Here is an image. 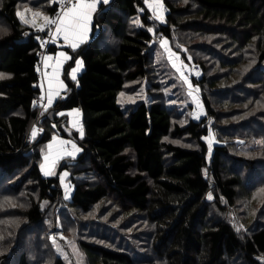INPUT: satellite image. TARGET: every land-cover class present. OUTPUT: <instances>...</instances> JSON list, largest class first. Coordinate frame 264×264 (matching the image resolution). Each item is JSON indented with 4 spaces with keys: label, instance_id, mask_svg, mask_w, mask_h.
I'll return each instance as SVG.
<instances>
[{
    "label": "trees",
    "instance_id": "16d2710c",
    "mask_svg": "<svg viewBox=\"0 0 264 264\" xmlns=\"http://www.w3.org/2000/svg\"><path fill=\"white\" fill-rule=\"evenodd\" d=\"M163 4L166 22L156 23L147 0L100 2L89 40L67 48L71 58L63 71L65 91L40 112V45L35 27L24 24L17 11L23 5L43 7L50 16L58 2L0 0V23L6 24L0 31V200L9 194L20 198L29 189L24 207L7 210L0 202V219L14 212L23 220L19 228L11 227L9 246L15 239L21 246L47 220L51 205L65 201L86 213L112 198L125 213L146 215L153 248L141 256L129 243L115 247L81 240L87 264H159L156 256L167 264H264V218L253 217L244 233L231 220L212 214L206 198L212 192L219 209L235 208L240 191L249 198L264 185V146L263 157L241 152V144L252 137L264 139V0ZM158 33L199 67L193 82L206 109L202 117H193L189 105L180 109L160 100H139L125 107L119 102L128 82L150 76L151 59L161 46L155 41ZM77 58L83 68L73 80L70 69ZM75 108L82 112V136L65 126L67 111ZM179 114L184 124L174 120ZM36 119L41 136L28 141ZM56 131L81 148L58 168L69 171L70 199L64 197L60 177L45 175L41 168L40 147ZM182 136L194 145L172 140ZM209 136L215 139L212 147ZM14 246L12 251L0 249V264H33L25 248ZM44 257L48 264H71L61 255L51 261Z\"/></svg>",
    "mask_w": 264,
    "mask_h": 264
},
{
    "label": "rangeland",
    "instance_id": "374dc122",
    "mask_svg": "<svg viewBox=\"0 0 264 264\" xmlns=\"http://www.w3.org/2000/svg\"><path fill=\"white\" fill-rule=\"evenodd\" d=\"M147 3L148 5L152 4L154 0H147ZM160 3L162 4V9L159 11V15L162 19H157L156 14L153 12L156 23L166 22V7L163 4V0H160ZM19 11L25 12V16L29 20L33 18V13L36 12L49 17L43 7L37 8L23 5ZM36 23L37 25L43 24L42 18H37ZM26 25L32 26L31 24ZM5 26L6 24H4V22L0 23V31L3 30V33L6 29ZM163 41H167L166 47L163 46ZM160 45V48H158L160 51H157V54L151 59V66L153 69L150 76L148 78L128 82L125 89L119 95V102L125 107H131L139 100H160L171 105V107H179L180 109H182L184 105H189L188 107H191L193 110V114H191L193 117H202L206 114V109L202 102L200 88L193 82V76L200 74V69H197L195 66L196 62L192 59L191 55H189L190 62L186 61L187 59H184L182 52L173 49L169 44V40L166 38L161 39ZM187 52H191V50ZM182 73L183 75H181ZM184 77H187V81H185ZM189 85H191V87ZM40 88L41 94L37 100V105L40 106L38 107L40 108V112H42L45 110V106L48 103V90L46 91L44 84H42ZM41 97H43V100ZM54 103L55 100L53 99L51 106L54 105ZM51 106L47 107V110ZM67 112L69 113L68 123L64 122V124L66 123V129L69 128L72 131L76 130L79 132L80 136H82V112L77 108L70 109ZM77 113L79 115H77ZM174 118L176 122H180L181 124L185 123L184 116L180 114L178 117L175 116ZM33 129H36L35 138L33 137L35 141L43 130L38 119L33 122L30 131ZM182 137L183 138L179 139H172L169 137L168 139H172L176 143L187 146L194 145L192 140L188 139L187 136ZM207 139L210 143V147H212L215 139L213 136H209ZM58 141L66 142L64 145L66 151L56 155L55 147L49 149L48 145L53 144L54 146H58ZM72 144H75L79 151L81 150L73 139L64 137L59 131H56L51 140L40 147L41 153L44 155L41 165L42 171L44 174L45 172H50L51 174L49 175H57L60 177L61 185L64 189V197L66 199L71 198L74 187L69 179V171H59L58 168L64 162L72 160L79 152L72 149ZM241 145L243 146L241 152L243 151L242 153H244V155L253 158L263 157L261 149L264 146V139L262 136L252 137L251 141L244 142ZM67 152H72V155H67ZM46 156H49L50 159L45 160ZM53 160H55L54 164L52 162ZM28 193L29 189L23 190L20 198H18L19 196L13 197L18 194L2 195L1 197L4 198H2L0 202L3 206L5 205L4 209L7 210L14 207L21 208L25 206L22 201ZM111 194L120 203L121 199L117 193L111 190ZM209 196H211V198H209ZM246 196V193L240 191L235 208H228L226 210H221L214 204L215 197L212 192H209L206 198L213 206L212 214L231 220L245 233L249 231V224L252 225L253 217L257 219L259 216L261 219L264 218V185L254 189L252 196L249 198ZM16 200L19 201L16 202ZM64 202L57 206H49L47 220L42 223L39 228H34L30 234H27L25 237L26 240L21 246H18L19 244L16 242V239L9 246V240L12 239L13 236L11 235V227L18 226L17 228H19L23 220H21V217L16 216L14 212L8 213L5 220L0 219V227L1 222L4 221V230L0 232V249H5L4 251L9 249L12 251L14 245L25 248L33 264H48L44 257L46 255H48L50 261L55 256L61 255L66 257L71 264H87L85 253L81 250L79 244L81 240L99 242L115 247L124 246L129 243L128 245L133 247L136 253H140L141 256L145 252L144 249L153 248L150 244L151 241L149 237H147V230L152 224L146 219V215L137 211L127 214L112 198L102 200L92 210L86 213L81 210H74L67 206V204H64ZM44 205H46V203H44ZM37 233L40 234V237L38 236L36 239ZM105 234H107V237ZM22 235L20 234V236ZM17 236L19 235L17 234ZM17 236L14 235V238ZM147 241L148 243L146 244ZM15 251H17V249H15ZM155 259L159 264H167L158 256H156ZM8 264H13V262L9 261Z\"/></svg>",
    "mask_w": 264,
    "mask_h": 264
},
{
    "label": "snow or ice",
    "instance_id": "6c2138e0",
    "mask_svg": "<svg viewBox=\"0 0 264 264\" xmlns=\"http://www.w3.org/2000/svg\"><path fill=\"white\" fill-rule=\"evenodd\" d=\"M53 2H58V0H53ZM62 2L64 5L63 10L57 14L56 18H50L48 16L42 15V13L36 12L33 13V18L29 20L26 18L25 12L21 11H17V16L23 23L31 24L33 27H36L38 31H45V29H48L53 42H55L58 38H62L64 41H67L73 49H75L87 33L92 13L95 11L97 6V0H62ZM101 2H107V0H101ZM149 7L153 9V12L156 14L157 19H162V17L159 15V11L162 9L160 0H154V3L149 4ZM37 18H42L43 24L37 25ZM53 27L54 31L52 30ZM163 46H167V41H163ZM52 59L53 57H46V60ZM67 59V55L63 52L59 53V55L55 57V63L52 65L53 75L49 78V87L47 94L48 103L45 106V110H47V107L51 106V104L53 103V97L60 94L59 91L54 89L53 85L58 84L61 88L64 87L62 82H60L58 79V72L61 62ZM80 67H82V62L77 60L76 68H73L71 70V79L76 80V73L80 69ZM181 75H183V73ZM184 79L185 81H187V77H184ZM189 86L191 87V85ZM41 99L43 100V97H41ZM77 115L79 114L77 113ZM32 134L33 137H35L36 129H33ZM81 135H83L82 130ZM65 144V141H58V146L49 144L48 148L53 149L55 147V153L56 155H59L60 152L66 151V148L64 147ZM72 149L74 151H79V149L76 148L75 144H72ZM67 155L71 156L72 152H67ZM49 159V156L45 157V160ZM52 162L54 164L55 160H53ZM49 174L51 173L45 172V175ZM209 198H211V196H209Z\"/></svg>",
    "mask_w": 264,
    "mask_h": 264
},
{
    "label": "crops",
    "instance_id": "0c3cea01",
    "mask_svg": "<svg viewBox=\"0 0 264 264\" xmlns=\"http://www.w3.org/2000/svg\"><path fill=\"white\" fill-rule=\"evenodd\" d=\"M149 1H151V0H149ZM98 6H99V3H97L95 11L97 10ZM94 12L92 13V17H91V20H90V23H89V26H88L87 33H86L85 37L83 38V40L79 43V45L77 47H79L81 44H83L84 42L89 40V38L91 36L92 20H93ZM54 45L56 47L55 55H53L52 53H48L46 56L43 57V59H41V61H42L41 63L43 65V76L44 77H43V80L41 81V83H39V85L41 86L42 84H44L46 89L48 90L49 78L52 77V75H53V67H52V65L55 63V57H57L59 55V53L63 52V53H65L67 55L68 59L67 60H63L61 62L60 67H59V72H58V79H59L60 82H62L64 87L61 88L58 84H54L53 85L54 89L59 91V93H61L62 91H65V88H66V83H65V80H64V76H63L64 66H65L66 62L71 58V54L68 52L67 48L68 47L71 48V49H73V48L68 44L67 41H64L62 38L56 39V41L53 43V46ZM46 57H53V59L52 60H46ZM77 60L82 62V60L80 58H77L76 61ZM76 61H75V65L73 67H71L70 73H71V70L73 68H76ZM82 68H83V63H82V67H80V69L76 73V78L79 75V73L81 72ZM58 96H54L53 99L56 100L58 98Z\"/></svg>",
    "mask_w": 264,
    "mask_h": 264
},
{
    "label": "built area",
    "instance_id": "2783aa9c",
    "mask_svg": "<svg viewBox=\"0 0 264 264\" xmlns=\"http://www.w3.org/2000/svg\"><path fill=\"white\" fill-rule=\"evenodd\" d=\"M100 2H101V0H97V3H100ZM63 7H64V5H63L62 0H58L57 11L54 14L50 15L49 17L50 18H56L57 14L63 10ZM139 9L141 11H143L144 7L140 6ZM52 30L54 31V27ZM35 38L39 42V45H40L39 55H40L41 59H43V57L46 56L48 53H52L53 55H55V51L54 52L49 51V47L51 45H53L54 42L52 41V37H51L48 29H45V31H38L37 29H35ZM161 38H162L161 33H158L155 37V41L160 42ZM196 68L199 69V67H196ZM39 73H40L39 83H41V81L43 80V77H44L43 76V65L41 63V60H40V64H39ZM32 133H33V130L28 133V137H27L28 141H31L33 139Z\"/></svg>",
    "mask_w": 264,
    "mask_h": 264
},
{
    "label": "bare ground",
    "instance_id": "6f19581e",
    "mask_svg": "<svg viewBox=\"0 0 264 264\" xmlns=\"http://www.w3.org/2000/svg\"><path fill=\"white\" fill-rule=\"evenodd\" d=\"M42 62V61H41ZM40 74V73H39ZM39 84V83H38ZM47 90V89H46Z\"/></svg>",
    "mask_w": 264,
    "mask_h": 264
}]
</instances>
